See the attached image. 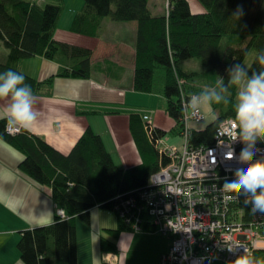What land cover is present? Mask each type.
Wrapping results in <instances>:
<instances>
[{"label":"trees","instance_id":"16d2710c","mask_svg":"<svg viewBox=\"0 0 264 264\" xmlns=\"http://www.w3.org/2000/svg\"><path fill=\"white\" fill-rule=\"evenodd\" d=\"M167 1V14L154 16L149 0H82L70 32L96 39L105 20L134 23L133 89L163 98L165 112L175 123L168 133L181 136L182 100L214 86L217 77L227 83V69L243 65L250 50L255 56L264 49V0H196L203 9L200 13L191 10L188 0ZM63 3L64 0H0V43L7 51L0 71L11 68L23 74L34 96L50 95L56 78L88 79L97 68L91 62V49L54 38ZM238 9L243 15L236 21L233 14ZM33 57L57 63L58 72L44 81L22 73L21 62ZM187 61L197 62L200 69L186 68L183 64ZM257 67L251 62L249 74ZM231 91L234 96V89ZM228 100L212 105V123L202 130L190 131V145L208 147L214 143L218 124L234 116L232 97ZM143 116L128 113L129 132L141 159L139 165L128 169L115 165L100 136L90 128L65 155L24 129L16 135L7 134L6 122L0 121V140L23 155L18 170L48 188L56 206L52 224L21 233L17 249L23 264H78L76 222L88 226L93 208L111 212L117 219L115 229L103 232V252L115 251L113 240L123 232H133L120 218L125 211L123 205L136 199L150 176L170 163L158 146L167 132L148 124ZM58 211L64 218L58 216ZM140 228L154 231L147 220Z\"/></svg>","mask_w":264,"mask_h":264},{"label":"crops","instance_id":"0c3cea01","mask_svg":"<svg viewBox=\"0 0 264 264\" xmlns=\"http://www.w3.org/2000/svg\"><path fill=\"white\" fill-rule=\"evenodd\" d=\"M149 5L155 12L154 16L164 13L160 0H149ZM120 30L126 35L115 39L113 34ZM135 34L134 23L109 20L104 21L101 35L96 39L71 32L61 38L57 36L56 29L54 38L57 41L92 50L91 62L97 67L96 71L88 79H54L50 95L34 96L35 122L21 129L41 137L66 155L85 129L90 128L100 136L116 166L128 169L139 165L141 159L128 127V113L136 111L129 108L138 106L140 97L151 99L155 96L158 99L157 111L150 117L152 125L166 132L175 123L165 112L163 98L133 89ZM6 54V50L1 53L0 62L5 60ZM58 70L57 63L42 57H33L20 64V71L37 81L46 80ZM5 103L0 100V106ZM149 103L151 108V100ZM144 105L145 102L140 106ZM201 112L205 117L202 125L191 124L192 130H202L212 122L209 109ZM22 160L23 155L19 151L0 140V264H23L17 249L21 233L50 225L56 216L50 190L18 170ZM116 226V217L99 208L90 211L88 226L76 222L78 264H158L160 256L169 248L170 240L154 231H126L113 240L115 251L105 253L100 245L103 232ZM263 254L264 251L258 252L254 258L259 261Z\"/></svg>","mask_w":264,"mask_h":264},{"label":"built area","instance_id":"2783aa9c","mask_svg":"<svg viewBox=\"0 0 264 264\" xmlns=\"http://www.w3.org/2000/svg\"><path fill=\"white\" fill-rule=\"evenodd\" d=\"M184 142L178 150L158 141L160 150L170 163L153 173L145 189L138 191L123 205L120 218L133 232H141L140 224L149 221L154 232L170 240L166 253L158 264H235L239 255L264 251V213H253L251 204L232 186L228 191L223 176L241 154L244 133L235 136L233 118L220 122L215 130L214 143L208 147H193L188 136L191 124L204 120L200 111L193 116L182 104ZM143 120L152 124L151 118ZM16 135L21 127L9 128ZM258 152L251 159H264V141L257 142ZM58 216L64 218L61 211Z\"/></svg>","mask_w":264,"mask_h":264},{"label":"clouds","instance_id":"9594fccd","mask_svg":"<svg viewBox=\"0 0 264 264\" xmlns=\"http://www.w3.org/2000/svg\"><path fill=\"white\" fill-rule=\"evenodd\" d=\"M242 15V9H238L233 17L237 21ZM252 63L258 67L251 74L244 65H232L226 70L227 83L223 77H217L214 86L186 101L185 111L195 116L202 109H211L213 104L228 103V97H232L234 137L238 138L239 130L244 138L239 158L231 157L236 162L226 169L222 179L228 191L232 186L239 190L245 197L244 203L251 204L253 213H264V159H251L258 152L257 142L264 141V49L257 51ZM0 100L6 101L0 106V121L9 128H28L35 122L34 93L23 74L11 68L0 71ZM235 264L262 262L248 254L239 255Z\"/></svg>","mask_w":264,"mask_h":264},{"label":"rangeland","instance_id":"374dc122","mask_svg":"<svg viewBox=\"0 0 264 264\" xmlns=\"http://www.w3.org/2000/svg\"><path fill=\"white\" fill-rule=\"evenodd\" d=\"M188 1H189L191 10L194 13L196 11L203 12V9H202L201 5L196 0H188ZM160 3L162 4L163 12L167 14V12H168V1L167 0H160ZM82 5H83L82 0H64V3H63V12H62V15L60 17V20H59L58 26H57V36L58 37L64 38L65 37V33H69L70 32L71 21H72L74 15H75V13L81 9ZM149 8L151 10V13L154 15L155 12L152 9V7H150V5H149ZM124 35H126V33H124L122 30H120L116 35L113 34V36L115 37V39L116 38H119L120 36L122 37ZM126 37L127 36H125V38ZM3 51L5 52V48L0 43V61H1V53ZM253 58H254V51L253 50H250V52L247 55V57H246L243 65L248 68L250 66ZM183 65L186 68H191V69H194V70L200 69V66L195 61H187ZM145 98L146 97H140L139 99H140L141 103H139L138 106H135V107L129 108V109H133V111H136V113H139V114L140 113L141 114L142 113L143 114H148L147 116L148 117H151L157 111V109H156V103H157L158 99L155 96H152L151 99H149V98L145 99ZM149 100H151V108H149L150 107ZM144 102H145L146 106L145 105L144 106H140ZM126 109L128 110V108H126ZM208 115H209V117L213 118V120H214V114L211 111V109H209ZM205 116H207V115H205ZM213 120H212V122H213ZM212 122H209L208 124H206V126L209 125ZM197 124L198 125L199 124L202 125V122L201 123H197ZM173 127H174V125L172 124V126L166 130L167 134H165L163 136L162 140H163V142L165 144H167L169 146H173V147L177 148L178 150H181L182 149L183 142H184L183 137H181L179 135H176V134L168 133L170 130H172ZM102 211L105 212V213H108V214L112 215L113 217H116L111 212H108V211H105V210H102ZM136 233H138V232H136ZM259 261L262 262V264H264V254L261 257V260H259ZM212 264H221V263L214 262Z\"/></svg>","mask_w":264,"mask_h":264},{"label":"bare ground","instance_id":"6f19581e","mask_svg":"<svg viewBox=\"0 0 264 264\" xmlns=\"http://www.w3.org/2000/svg\"><path fill=\"white\" fill-rule=\"evenodd\" d=\"M183 101V100H182ZM182 103V102H181Z\"/></svg>","mask_w":264,"mask_h":264}]
</instances>
